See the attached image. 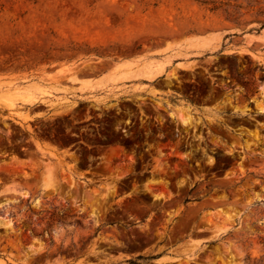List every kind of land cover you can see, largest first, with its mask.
<instances>
[{
  "label": "rangeland",
  "instance_id": "374dc122",
  "mask_svg": "<svg viewBox=\"0 0 264 264\" xmlns=\"http://www.w3.org/2000/svg\"><path fill=\"white\" fill-rule=\"evenodd\" d=\"M0 264H264V0H0Z\"/></svg>",
  "mask_w": 264,
  "mask_h": 264
},
{
  "label": "trees",
  "instance_id": "16d2710c",
  "mask_svg": "<svg viewBox=\"0 0 264 264\" xmlns=\"http://www.w3.org/2000/svg\"><path fill=\"white\" fill-rule=\"evenodd\" d=\"M216 8H218V5H216V4H213V6H211V9H216Z\"/></svg>",
  "mask_w": 264,
  "mask_h": 264
}]
</instances>
